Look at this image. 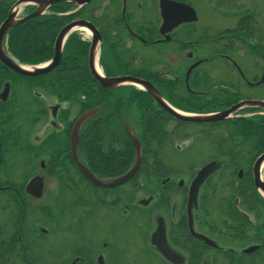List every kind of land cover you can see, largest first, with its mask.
Instances as JSON below:
<instances>
[{"label":"flooded vegetation","instance_id":"af4514ba","mask_svg":"<svg viewBox=\"0 0 264 264\" xmlns=\"http://www.w3.org/2000/svg\"><path fill=\"white\" fill-rule=\"evenodd\" d=\"M17 1L14 0L7 8L0 26ZM4 4L0 0V6ZM89 4L78 10L68 6L64 11L56 8L63 4H57L45 10L42 16L34 18L67 20L53 41L51 58L37 66L47 64L54 58L55 43L62 29L73 22H83L90 25L95 34L83 27L73 31L63 45L58 66L68 39L75 35L88 46L89 73V50L94 39L99 38L97 68L102 76L146 81L177 111L186 113L177 106L189 109L193 99L203 102L204 106L215 101L219 104L217 106L226 101L232 102L231 106L243 101H255L246 97L247 90L252 91L262 85L256 86L257 82L247 80L228 57L221 58L228 61L234 69L232 74L238 77L227 87L221 82L209 88L207 32L202 30L198 33L194 30L195 24L184 23L162 36L160 0H101V3L95 2L94 7L87 10ZM34 12L35 7L26 6L17 15V20ZM16 28L5 36L3 46L10 60L22 65L7 51L8 36ZM122 29L125 40L114 43L113 38L119 39L115 31ZM83 34L85 37H82ZM166 37L169 39L165 40ZM199 37L203 40L202 45L198 41L193 42V38ZM164 59L167 61L163 62ZM197 62L200 64L187 74ZM199 68L204 70L198 71ZM55 69L43 76L23 77L4 67L0 61V117L2 106L9 102L15 116L10 122H3L0 118V264H245L243 257L250 258L249 264H264V234L262 243L241 247L236 233L230 232L235 222L232 228L240 234V221L243 219L250 223L254 237H257L258 229L264 231V216L260 215V211H243L241 205L245 201L239 198H206L210 192L206 190L208 183L215 184L224 166L229 163L215 157L219 153L195 146L199 144L195 141L199 136L192 135L201 126H207L204 130L209 131L226 121L196 125L178 122L149 95L136 89L147 95L157 111L163 114L165 119L162 124L166 133L175 136L176 129L182 127L194 130L191 136H185L193 143L188 152L181 154L176 150L182 161L193 159V162L186 169L181 162L184 170H177L171 159L167 158V154H176L167 151L172 145L163 146L157 161L144 154L136 130L141 122L129 116L123 104L117 123L124 134L126 126L137 137L141 146V163L129 182L112 189L98 188L81 175L77 162L96 180L108 183L131 170L135 162L134 148L125 134L133 149L131 163L127 156L124 164L125 155L118 146L104 150L100 159L104 167L94 163L82 140L87 127L100 120L103 114L101 107L90 110L97 109V113L82 126L78 144L76 142L73 146L77 119L89 112L79 114L78 108L77 117V97L63 100L57 94L37 88L32 95L38 105H32L31 110L39 112L36 116L26 113L27 79L50 76ZM249 74L252 75L251 72ZM36 83L38 81L34 80L33 85ZM95 83L102 88L97 81ZM241 87L246 92L242 99L237 100L240 96L236 89ZM126 88L129 87L102 89L111 95ZM49 101L52 104H48ZM226 109L218 107V111L213 113ZM115 158L117 160L113 164ZM212 162H216L219 168L200 187L195 203H190L192 182L197 173ZM254 162L250 167V177L258 195L252 178ZM175 165L178 167L177 162ZM244 174L243 169L235 172V186L237 181H242ZM104 175L117 176L99 177ZM227 207L235 214L234 221L224 218L223 212ZM260 210H264V207ZM251 247L258 249L252 254H242Z\"/></svg>","mask_w":264,"mask_h":264},{"label":"trees","instance_id":"16d2710c","mask_svg":"<svg viewBox=\"0 0 264 264\" xmlns=\"http://www.w3.org/2000/svg\"><path fill=\"white\" fill-rule=\"evenodd\" d=\"M171 1L194 5L196 0H193V2L192 0ZM210 1L214 10L223 11V15L226 17H231L232 15L238 19L235 28L208 38L210 51L209 88L221 82H224L225 87H227L236 80V77L231 76L234 69L227 60L221 58L222 56L228 57V59L233 61L247 80L258 81L259 76L257 73H252V77H250L247 75L245 68H241L239 64L237 65V57L245 52L253 60L264 63V12L246 11L244 6L239 5V0ZM13 2L14 0H3L6 8L3 5L0 6V21L5 17L7 8ZM95 2L101 3V0H93L87 10L94 7ZM56 8L64 11L69 7L60 5ZM66 22L67 20L62 21V19L53 18H39L25 22L9 34L7 40L8 53L20 64L26 66H37L46 62L51 58L52 45L56 34ZM121 34L122 36L120 37ZM115 35L119 36V39L113 38L114 43L117 40H125L123 29L115 31ZM197 41L199 45H202V38H193V42ZM87 48L88 46L82 43L77 36H71L65 45L60 65L50 76L27 79L26 86L29 91L28 95L25 96V103L27 104L25 112L34 116L39 112L31 110L32 105H38L32 95L33 90L37 88L57 94L63 100H71L77 97L79 114L90 111L95 107H101L103 114L99 118L98 123L90 124L87 127L86 138H83L82 145H84L88 155H92L93 160H95L94 163H97L99 167H104V164L100 162L102 153L113 146L121 147V152L125 155L124 164L128 160L126 159L127 156L130 163L133 160V149L120 124L117 123L119 122V113L122 111L121 106L124 104L123 109L129 111V116L141 122L140 127H137L136 130L144 154L157 161L156 158L160 156L163 146L172 145L173 143V135L166 133L162 124L165 119L163 114L157 111L152 100L147 95L136 89L129 87L115 91L110 95V93L100 88L87 70ZM219 65H222L223 68L221 67L220 69ZM224 67H228L231 72L226 71ZM201 70L202 68L198 69V71ZM263 71L264 69L261 74ZM34 80L38 81V83L33 85ZM236 90L238 96H240L237 100L242 99V87ZM217 105L219 104L215 101L208 106H204L203 102H197L193 99V105H190L191 109H185L181 106L177 107L185 110L186 113L210 114L218 111V107H223V109L230 107L232 102L226 101L225 103H220V106ZM13 110L14 108L10 102L3 105L1 120L3 122L13 120L15 118ZM252 112L245 111L241 115H248ZM101 122L105 123L102 124ZM204 128L207 129V126H201L199 131L193 133L192 136H199L195 141H198L204 151L219 153L215 157L229 163L224 166L215 184L208 183L206 190H210V192L206 198L210 197L219 200L239 198L245 201V204L241 205L243 211L250 212L255 209L259 211L260 208L264 207V202L253 189L250 167L254 160L264 153V116L256 115L231 119L221 123L219 127L209 129V131L204 130ZM180 129L185 131L184 127L176 130ZM10 135L13 136L12 133ZM186 136L191 135L188 134ZM182 137L175 134L176 140L182 139ZM116 160L117 158L114 159L113 164L116 163ZM238 169H243L245 174L242 181H237L235 186V172ZM116 176L104 175L99 177L115 178ZM223 216L227 220L231 219L234 221L236 219L235 214L230 212L228 207L223 212ZM234 224L235 222L231 225L230 232L232 234L236 233V240L240 241L241 247L252 243H262L261 237L264 231L258 229L257 237H254V230L251 229L250 223L242 219L240 221V234H237L238 231L232 228ZM243 260H245V264L250 263V258L243 257Z\"/></svg>","mask_w":264,"mask_h":264},{"label":"water","instance_id":"95a60500","mask_svg":"<svg viewBox=\"0 0 264 264\" xmlns=\"http://www.w3.org/2000/svg\"><path fill=\"white\" fill-rule=\"evenodd\" d=\"M91 0H19L16 4L13 5L11 10L9 11L8 18L5 22L0 26V61L4 67L9 69L10 71L23 76V77H38L43 76L53 69H55L62 56L63 45L69 35L77 30V28L83 27L86 28L91 32V34H95L94 30L91 28L90 25L83 23V22H73L66 26L62 31L59 33L57 37V41L55 43L54 48V58L47 64L40 65V66H22L13 61H11L4 51V38L5 36L14 28L19 26L20 24L42 16L43 12L48 8L57 5L63 4L66 6H70L73 8L81 9L88 5ZM26 6H33L35 7V12L21 20H17V15L22 11L23 8ZM161 17L163 20L162 28L160 30L161 35L165 36L166 34L170 33L174 28L177 26L188 23L193 24L197 22V15L196 12L189 6L181 3H176L169 0H160L159 4ZM169 38L166 37L165 40ZM98 50H99V38H95L94 42L91 44L89 50V57H88V69L91 76L97 81V83L104 89L108 90H115L122 87H134L138 90L145 92L149 95L152 100L171 118L178 122L187 123V124H208V123H215L221 121H227L235 118H241L237 116L240 112L248 111V110H255L257 112L246 115L244 117H253L256 115L264 116V102L263 101H243L238 104L233 105L229 109H226L222 112L213 113V114H185L179 112L172 107H170L159 95L157 90L154 88L153 85L150 83L133 78H105L104 76L99 73L97 68V58H98ZM200 62L195 63L192 65L188 73L189 74L192 70H194ZM264 81V76L262 77L261 83ZM6 94V91L4 95ZM97 113V109L89 111L83 115H81L77 119V124L75 130L73 131V146L78 144L79 141V134L82 126L90 119H92ZM124 131L128 139L130 140L134 151H135V162L131 170L125 175L108 183H101L100 181L96 180L94 176H92L88 170L82 167L77 162V168L81 175L93 186L102 188V189H112L119 185L125 184L129 182L134 175L136 174L142 159L141 153V146L140 143L135 136V134L126 126H124ZM264 166V153L260 155L257 160L254 162L252 167V178L256 192L258 195L264 200V182L261 178V169ZM218 168V164L216 162H212L205 167H203L196 175L194 181L192 182L190 188V197L189 201L194 202L197 198V193L203 183L208 179V177L213 174L216 169ZM210 243V242H209ZM258 248L251 247L242 252V254H252ZM165 256H167L166 252H163Z\"/></svg>","mask_w":264,"mask_h":264},{"label":"rangeland","instance_id":"374dc122","mask_svg":"<svg viewBox=\"0 0 264 264\" xmlns=\"http://www.w3.org/2000/svg\"><path fill=\"white\" fill-rule=\"evenodd\" d=\"M193 2V0H192ZM194 5H190L195 12L197 13V17H198V22L194 25V30L196 32H200L202 30H205L207 32L206 35H208V38L213 37L217 34L222 33L223 31L226 30H231L233 28H235L236 25V21L238 18L233 17L231 15V17H226L225 15H223V11H216L214 10L212 7L213 5L211 4L210 0H196L194 1ZM239 5L244 6V9L246 11H250V12H255V13H263L264 12V0H239ZM82 37H85L84 34ZM210 55V53H209ZM237 65L239 64L241 68H245L246 73L248 76L252 77V75H250L249 73H257L258 77V81H252L254 82H259L262 74V70L264 69V63L263 62H259L258 60H253L252 57H250L248 54H246L245 52H243L242 54H240L237 57ZM167 61L166 59L163 60V62ZM254 62V63H253ZM218 67V66H217ZM222 65H219V68L221 69ZM223 68V67H222ZM224 69L228 72H231V70L228 67H224ZM231 76L233 77H238L235 74L231 73ZM246 92L245 90H243V93ZM242 93V94H243ZM247 98L253 99L255 101H263L264 102V84L257 88V89H253L252 91L247 90V94H246ZM48 104H52L50 101L48 102ZM78 107H77V117H78ZM194 132L193 129H186L184 131V129H180V130H176L175 134H178L179 136H184L182 137V139L176 140V138H174L175 136H173V144L172 146L168 147L167 151H173V153H178L176 152V150L180 151V153H187L189 148H191L192 143V139H188L185 136L186 135H191L190 133ZM183 134V135H182ZM194 140V139H193ZM195 146L201 147L200 144H195ZM194 147V146H193ZM172 148V149H171ZM195 148V147H194ZM180 153L177 154V156H175L176 154H167V158L171 159V162H173V166L176 167L177 170H184L183 168H187L190 166L191 162H193V159L190 161H182ZM169 161V160H168ZM177 162L178 167L175 165ZM182 162V163H181ZM184 162V163H183ZM180 163L182 165V167L180 166ZM180 166V167H179ZM263 179H264V173H263ZM260 211V215L264 216V210H259ZM253 217V215H251Z\"/></svg>","mask_w":264,"mask_h":264},{"label":"bare ground","instance_id":"6f19581e","mask_svg":"<svg viewBox=\"0 0 264 264\" xmlns=\"http://www.w3.org/2000/svg\"><path fill=\"white\" fill-rule=\"evenodd\" d=\"M262 171L264 172V167H263Z\"/></svg>","mask_w":264,"mask_h":264}]
</instances>
